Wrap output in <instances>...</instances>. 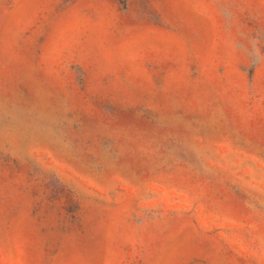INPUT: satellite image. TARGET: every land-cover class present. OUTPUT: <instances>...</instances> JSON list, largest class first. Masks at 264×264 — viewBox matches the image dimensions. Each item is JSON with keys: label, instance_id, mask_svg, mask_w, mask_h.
<instances>
[{"label": "rangeland", "instance_id": "374dc122", "mask_svg": "<svg viewBox=\"0 0 264 264\" xmlns=\"http://www.w3.org/2000/svg\"><path fill=\"white\" fill-rule=\"evenodd\" d=\"M0 264H264V0H0Z\"/></svg>", "mask_w": 264, "mask_h": 264}]
</instances>
